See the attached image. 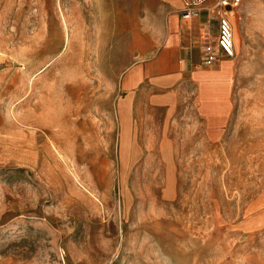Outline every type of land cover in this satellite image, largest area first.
Wrapping results in <instances>:
<instances>
[{
	"label": "rangeland",
	"instance_id": "obj_1",
	"mask_svg": "<svg viewBox=\"0 0 264 264\" xmlns=\"http://www.w3.org/2000/svg\"><path fill=\"white\" fill-rule=\"evenodd\" d=\"M168 1L0 0V264H264V0L213 107L123 89Z\"/></svg>",
	"mask_w": 264,
	"mask_h": 264
},
{
	"label": "crops",
	"instance_id": "obj_2",
	"mask_svg": "<svg viewBox=\"0 0 264 264\" xmlns=\"http://www.w3.org/2000/svg\"><path fill=\"white\" fill-rule=\"evenodd\" d=\"M156 37L155 51L133 68L123 89L142 92L138 102H203L210 107L227 101L234 78L231 60L217 45L218 19L232 24L233 41L240 48L251 33L243 5L231 8L207 0L188 15L181 0H169ZM144 60L148 63L144 67Z\"/></svg>",
	"mask_w": 264,
	"mask_h": 264
},
{
	"label": "built area",
	"instance_id": "obj_3",
	"mask_svg": "<svg viewBox=\"0 0 264 264\" xmlns=\"http://www.w3.org/2000/svg\"><path fill=\"white\" fill-rule=\"evenodd\" d=\"M207 0H181L182 14L188 15L195 11ZM223 8H231L239 5L241 0H215ZM217 45L226 56H233L235 53L233 41L232 24L227 16L222 15L218 19Z\"/></svg>",
	"mask_w": 264,
	"mask_h": 264
}]
</instances>
